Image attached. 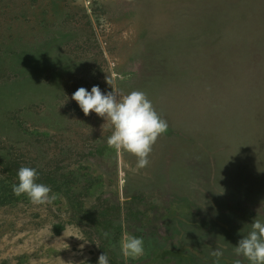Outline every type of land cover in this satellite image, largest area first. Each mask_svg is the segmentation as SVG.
I'll list each match as a JSON object with an SVG mask.
<instances>
[{"label":"rangeland","instance_id":"374dc122","mask_svg":"<svg viewBox=\"0 0 264 264\" xmlns=\"http://www.w3.org/2000/svg\"><path fill=\"white\" fill-rule=\"evenodd\" d=\"M107 81L167 121L142 169L71 99ZM0 157L61 179L51 204L0 207V264H213L216 248L248 264L233 246L264 219V0H0ZM126 234L143 256L121 254Z\"/></svg>","mask_w":264,"mask_h":264},{"label":"clouds","instance_id":"9594fccd","mask_svg":"<svg viewBox=\"0 0 264 264\" xmlns=\"http://www.w3.org/2000/svg\"><path fill=\"white\" fill-rule=\"evenodd\" d=\"M71 99L85 115L93 112L110 122L112 134L106 140L109 146L133 154L137 158V169L148 165L152 146L167 131L168 124L145 92L132 90L121 94L112 86L110 91H102L99 85H93L90 90L79 87L72 93ZM16 178L17 182L12 185L15 195H25L36 205L51 204L55 200L51 187L37 182L39 173L36 168L22 166L17 170ZM104 235L107 237L109 233L105 232ZM119 247L125 258L138 259L145 253L142 236L126 234L121 238ZM233 252L237 257H243L248 264H264V219L252 220L247 233L242 234L233 246ZM223 254L222 249H214L210 253L216 258L213 264H219ZM96 264H110L108 254H100ZM235 264H242V261L237 259Z\"/></svg>","mask_w":264,"mask_h":264},{"label":"trees","instance_id":"16d2710c","mask_svg":"<svg viewBox=\"0 0 264 264\" xmlns=\"http://www.w3.org/2000/svg\"><path fill=\"white\" fill-rule=\"evenodd\" d=\"M4 157H0L3 159ZM2 169L0 171V207L15 204L18 201L26 200L25 195H15L12 191V185L17 182V170L22 166L34 167L30 162L26 163L22 159H13L11 161H3ZM37 169V168H36ZM58 166L51 167L47 172H43L42 169H37L39 173V183H44L51 186L53 189L60 187V183H57L61 179L58 177ZM58 230V229H57ZM116 263L114 260H110V264Z\"/></svg>","mask_w":264,"mask_h":264}]
</instances>
